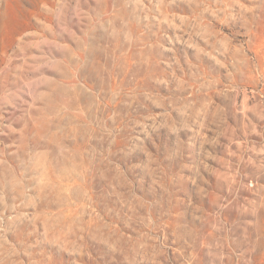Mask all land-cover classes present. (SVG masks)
Here are the masks:
<instances>
[{"label":"rangeland","instance_id":"obj_1","mask_svg":"<svg viewBox=\"0 0 264 264\" xmlns=\"http://www.w3.org/2000/svg\"><path fill=\"white\" fill-rule=\"evenodd\" d=\"M0 264H264V0H0Z\"/></svg>","mask_w":264,"mask_h":264}]
</instances>
